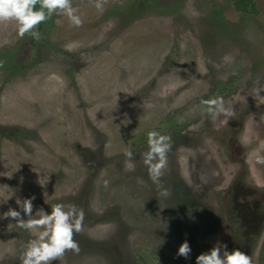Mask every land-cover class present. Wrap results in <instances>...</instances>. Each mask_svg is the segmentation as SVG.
Masks as SVG:
<instances>
[{"label": "rangeland", "instance_id": "rangeland-1", "mask_svg": "<svg viewBox=\"0 0 264 264\" xmlns=\"http://www.w3.org/2000/svg\"><path fill=\"white\" fill-rule=\"evenodd\" d=\"M253 1L256 13L234 0H72L80 27L53 14L19 38L0 24V215L26 198L33 214L83 209L79 253L53 264H195L213 244L264 264V164L248 155L264 139ZM216 97L231 116L209 114ZM151 130L171 136L156 183L142 155ZM31 238L0 219V264H20Z\"/></svg>", "mask_w": 264, "mask_h": 264}, {"label": "clouds", "instance_id": "clouds-1", "mask_svg": "<svg viewBox=\"0 0 264 264\" xmlns=\"http://www.w3.org/2000/svg\"><path fill=\"white\" fill-rule=\"evenodd\" d=\"M96 6L99 8L100 4ZM53 14L66 16L69 23L75 27H80L83 23L72 0H0V24L14 22L16 36L19 38H24L25 35L36 38L38 26L49 20ZM261 92H264V88L256 90L257 96L264 101ZM205 104L210 115L225 117L232 115L224 106L223 97H216ZM257 140V147L250 149L248 155H255L257 164H264V139L257 137ZM240 143L242 147L248 148L249 141L244 137H241ZM146 144L147 151L142 154L143 162L150 179L156 183L167 164L171 136L158 130H151L147 133ZM124 155L128 161L126 167L131 170L134 167L133 151L128 149ZM105 183L107 184V181ZM160 194L166 197L169 192L167 189H161ZM17 205L20 210L9 208L0 215V219L11 218L15 221L16 227L26 230L32 236L24 244L19 256L20 264H53V261H60L68 250L79 253V244L73 236L74 233L82 231L83 209L75 204L56 203L48 212L40 208L33 214L32 198H26ZM190 253L189 242L185 239L179 245L177 255L188 258ZM195 264H253V259L239 248L229 250L226 244L223 247L213 244L207 251L196 256Z\"/></svg>", "mask_w": 264, "mask_h": 264}, {"label": "trees", "instance_id": "trees-1", "mask_svg": "<svg viewBox=\"0 0 264 264\" xmlns=\"http://www.w3.org/2000/svg\"><path fill=\"white\" fill-rule=\"evenodd\" d=\"M235 8L243 13H256V5L253 0H234ZM51 21V18L42 25L38 26V31L42 30Z\"/></svg>", "mask_w": 264, "mask_h": 264}, {"label": "flooded vegetation", "instance_id": "flooded-vegetation-1", "mask_svg": "<svg viewBox=\"0 0 264 264\" xmlns=\"http://www.w3.org/2000/svg\"><path fill=\"white\" fill-rule=\"evenodd\" d=\"M252 187H254L255 189L257 188L256 186H252ZM258 205V202H257V200L255 199V201H253V203L252 204H250L251 206H253V205Z\"/></svg>", "mask_w": 264, "mask_h": 264}, {"label": "bare ground", "instance_id": "bare-ground-1", "mask_svg": "<svg viewBox=\"0 0 264 264\" xmlns=\"http://www.w3.org/2000/svg\"><path fill=\"white\" fill-rule=\"evenodd\" d=\"M253 105H254V104H253ZM250 106H251V105H250ZM243 107H244V105H243ZM221 116H222V115H221ZM210 122H211V121H210ZM251 126H252V125H251ZM252 133H253V132H252ZM239 143H240V142H239ZM250 145H251V144H250ZM253 176H254V175H253ZM253 176H252V177H253Z\"/></svg>", "mask_w": 264, "mask_h": 264}]
</instances>
